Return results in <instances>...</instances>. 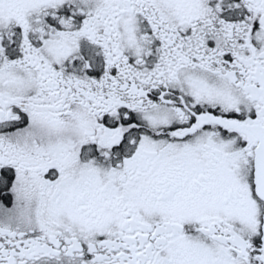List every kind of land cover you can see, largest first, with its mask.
I'll return each mask as SVG.
<instances>
[{"label": "snow or ice", "instance_id": "obj_1", "mask_svg": "<svg viewBox=\"0 0 264 264\" xmlns=\"http://www.w3.org/2000/svg\"><path fill=\"white\" fill-rule=\"evenodd\" d=\"M0 264H264V0H0Z\"/></svg>", "mask_w": 264, "mask_h": 264}]
</instances>
